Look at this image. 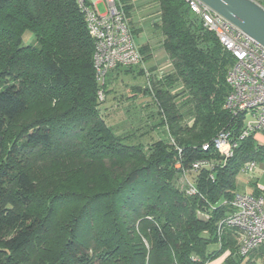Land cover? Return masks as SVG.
Here are the masks:
<instances>
[{"label": "trees", "instance_id": "1", "mask_svg": "<svg viewBox=\"0 0 264 264\" xmlns=\"http://www.w3.org/2000/svg\"><path fill=\"white\" fill-rule=\"evenodd\" d=\"M119 1L129 19L131 0ZM156 1L171 71L134 90L169 140L144 145L101 110L76 0H0V264H212L226 254L223 264H264V246L242 256L240 230L222 224L237 195L264 198L258 180L238 190L244 166L264 163V144L237 140L245 118L224 108L235 61L186 0ZM27 33L35 43L24 45ZM222 130L238 141L227 161L203 150Z\"/></svg>", "mask_w": 264, "mask_h": 264}, {"label": "built area", "instance_id": "2", "mask_svg": "<svg viewBox=\"0 0 264 264\" xmlns=\"http://www.w3.org/2000/svg\"><path fill=\"white\" fill-rule=\"evenodd\" d=\"M257 2V0H250ZM86 17L91 37L95 42L94 68L101 87L98 98L100 103L106 100L108 77L118 68L130 69L143 64V56L136 45L130 21L119 0H76ZM105 3L106 12L100 14L99 4ZM191 12L202 23L206 31L213 33L223 49L230 53L235 61L227 74L229 93L224 108L233 117L244 116L243 130L237 140L250 136L259 144H264V47L258 44L231 22L213 12L200 0H186ZM146 72L147 86L152 91V79L162 80ZM238 141L228 130L220 131L212 144H205L204 151L211 147L221 155L224 161L233 157ZM209 166L207 162L194 164V170ZM178 168L180 165L177 166ZM256 162L247 163L244 173L253 172ZM181 188L190 195L196 189L182 180ZM231 205L236 212L222 224L240 230L239 251L242 256L264 246V198H252L250 195H237Z\"/></svg>", "mask_w": 264, "mask_h": 264}, {"label": "rangeland", "instance_id": "3", "mask_svg": "<svg viewBox=\"0 0 264 264\" xmlns=\"http://www.w3.org/2000/svg\"><path fill=\"white\" fill-rule=\"evenodd\" d=\"M258 1L264 7V0ZM98 8L100 14H104L106 12L105 3L99 4ZM156 38H159V42H162V36L160 32L156 33ZM136 40L140 42V38H137ZM31 43H35V41L33 40V36L27 33L24 36V45ZM118 71H122L121 73H123L125 70ZM170 71L171 68L168 69L166 73L168 74ZM115 72H112L111 74ZM132 85L140 87L145 85L144 88H146L147 82L144 78L132 80V78L129 77L125 80L121 79V82L118 85L113 84V86L109 87V89H111L110 94H106V100L101 107L108 124L114 128L117 134L120 135L135 133L136 137L134 138V141L136 143H142L146 145L160 139L168 141L169 135L167 129L160 125L161 119L158 115V109L151 102L150 97H148L150 102L147 104H144V102L141 104L137 96L132 97L133 100H131L132 103L130 104V99H132L130 97ZM259 139L264 142L263 138ZM257 180L260 186H264V163L257 164V168L253 172H242L238 175L237 183L239 192H251V183L252 181ZM227 256L228 254L223 256L219 261L224 262ZM258 264L263 263L259 262Z\"/></svg>", "mask_w": 264, "mask_h": 264}, {"label": "crops", "instance_id": "4", "mask_svg": "<svg viewBox=\"0 0 264 264\" xmlns=\"http://www.w3.org/2000/svg\"><path fill=\"white\" fill-rule=\"evenodd\" d=\"M131 5L133 7V10L131 12L129 21L132 31H134L133 34L136 45L138 46V49L143 56V64L141 66L133 68V70L130 72L124 71L123 73H121L122 71H117L111 74L110 87L113 86V84L118 85L121 82V79L125 80L129 77H131L132 80H136L137 78H144L146 81L145 71H148L149 73L156 76H160L163 75L161 71H164L163 73H166L171 66V61L167 53L163 49L162 42H159V38H156V33L159 31L155 28V25L160 22V9L157 1L131 0ZM137 38H140V42L136 40ZM143 48H147V50L145 51L146 55L142 53ZM146 57L149 58L146 60ZM155 78L156 77H153V80ZM135 87L140 86H131L132 89L130 91V97L132 98L137 96L141 104L142 102H144V104L149 103V98L144 96L145 94L143 92L139 90L135 91ZM144 87L145 85H143V87L141 88L144 89ZM110 90L111 89H109V91ZM131 100H133V98L130 99V104L132 103ZM246 193L249 194L250 192ZM219 260L212 264H223V262Z\"/></svg>", "mask_w": 264, "mask_h": 264}, {"label": "water", "instance_id": "5", "mask_svg": "<svg viewBox=\"0 0 264 264\" xmlns=\"http://www.w3.org/2000/svg\"><path fill=\"white\" fill-rule=\"evenodd\" d=\"M264 47V7L250 0H200Z\"/></svg>", "mask_w": 264, "mask_h": 264}]
</instances>
